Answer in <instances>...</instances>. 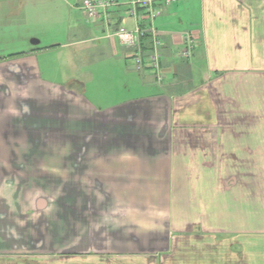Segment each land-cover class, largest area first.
<instances>
[{
    "label": "crops",
    "instance_id": "1",
    "mask_svg": "<svg viewBox=\"0 0 264 264\" xmlns=\"http://www.w3.org/2000/svg\"><path fill=\"white\" fill-rule=\"evenodd\" d=\"M53 1L51 9L52 0H0V188L12 194L15 171L27 165L30 176L35 155H53L46 113L53 102L74 97L63 103V155H91L89 168L82 163L78 171L91 175L86 185L106 198L97 205L106 212L88 220L99 224L89 238L115 256H173L197 243L214 248L203 254H214L209 264H264V0L161 6L160 27L174 17L180 27L186 23L183 32L153 27L163 78L126 64L134 51L115 31L138 25L131 0L96 21L78 0L92 31L77 22L75 8L63 28V0ZM184 36L195 42L189 58L173 52ZM153 38L143 43L146 57ZM63 47L82 66L124 61L134 78L133 93L125 86L132 98L119 94L97 108L73 85L63 88ZM18 200L17 194V206ZM5 207L11 206L0 196V264H21L5 245L3 224L13 214Z\"/></svg>",
    "mask_w": 264,
    "mask_h": 264
},
{
    "label": "rangeland",
    "instance_id": "2",
    "mask_svg": "<svg viewBox=\"0 0 264 264\" xmlns=\"http://www.w3.org/2000/svg\"><path fill=\"white\" fill-rule=\"evenodd\" d=\"M118 1L123 3L124 0ZM52 3L49 5L51 9L56 6L53 0ZM77 5L78 0H63V28H66L64 23H67V26L70 24L71 8L78 9ZM74 13L78 18L77 22L87 29H94L92 22L87 20L79 9ZM125 26L126 29L132 30L134 25L130 22ZM153 27L161 31L164 27L178 29V31L181 29L183 32L186 23L183 22L180 27L178 20L174 17L170 25L164 24L163 27H160L159 20H154ZM67 42V34L63 32V45L65 46ZM93 46L90 44L83 50H91ZM185 49V45L178 46L173 49V52L180 56ZM3 50L7 51V49ZM71 51L63 47V88L73 85L75 89L78 88L79 98L83 97L85 101L97 108L109 107L114 100L118 99L116 95L119 94L123 95L120 97L123 100L132 98L130 94L135 91V83L134 78L128 73L129 69L126 68V64L132 67L129 61L125 64L124 61L106 59L95 65L82 66L79 61L75 60ZM126 85H129L128 89L131 93L128 92ZM64 97L53 102L51 110L46 113V119L51 125V136L49 137L51 144L48 148L50 152L55 151L53 155H35V166L31 168L30 176L28 175L30 170L23 171L27 165L14 172L18 176L11 174V177L15 179V184L8 188L15 189L12 194L6 190L7 186L0 188L1 198L7 206H11L5 209L13 211V214H9L12 222L3 224L5 245L8 246L7 252L13 253L21 264H186V262L209 264L213 262L214 254L211 256L210 254L203 256V254L207 252L206 250L214 248L204 247L197 243L193 246H184L181 251L183 253L180 254L176 253L171 256V253L167 256L141 259L115 256L107 248L105 242L102 241L99 246L98 239L94 240L93 236L89 238V235L96 232V229L92 231L91 227L96 226L97 228L99 224L90 223L88 220L100 211V213L106 212V209L97 210L98 204L101 202L106 204V198L97 185L94 193L91 191L92 186L86 185L85 179L90 178L91 175H83L78 171L79 169L83 171L82 163L84 169L89 168L91 155H63V135L58 134V131L63 132V121L67 120L63 113V103L75 101L74 97ZM73 107L75 108V105ZM61 148L62 154L56 155ZM13 167L16 169L17 164ZM11 177L3 178L7 181ZM27 179L29 182H26ZM17 194L18 206L16 205ZM98 195L103 199L102 201L97 198ZM8 200L13 205H10ZM4 221H7L6 216ZM95 235L97 236V233ZM204 259L208 260L203 261Z\"/></svg>",
    "mask_w": 264,
    "mask_h": 264
},
{
    "label": "built area",
    "instance_id": "3",
    "mask_svg": "<svg viewBox=\"0 0 264 264\" xmlns=\"http://www.w3.org/2000/svg\"><path fill=\"white\" fill-rule=\"evenodd\" d=\"M180 1L181 0H133L130 3L132 7L130 16L137 18L140 23L141 18H138L137 10L141 9L147 16L150 17V19H154L160 14L161 6H171ZM115 5H118V1L116 0H83L81 4L84 12L87 14L89 19L93 21L99 19L102 14H106L108 9ZM146 26H144L141 22V25L137 26V28L133 31L121 26L116 30L115 35L124 46L134 50L133 55L129 58V62L134 68L139 70L143 68H150L154 71H159L160 55L158 49L161 47L160 41L154 37V49L149 57H145L142 51L143 40L147 37V35H149V33L151 34L153 32V28L151 26ZM186 42L187 48L182 52V55L184 57H189L195 43L190 39H187Z\"/></svg>",
    "mask_w": 264,
    "mask_h": 264
}]
</instances>
